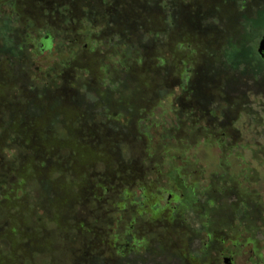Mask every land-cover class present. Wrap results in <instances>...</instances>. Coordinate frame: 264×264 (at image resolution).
<instances>
[{"label":"trees","instance_id":"16d2710c","mask_svg":"<svg viewBox=\"0 0 264 264\" xmlns=\"http://www.w3.org/2000/svg\"><path fill=\"white\" fill-rule=\"evenodd\" d=\"M206 3L213 14L184 0H0V156L10 154L0 166V179L10 182L0 194V244H8L10 252H1L0 246V264H27L54 252L72 234L95 238L72 264H183L162 244L149 247V235L135 229V219L116 247L117 239L108 240L110 234L72 215L92 205L110 218L115 211L105 209L113 206L107 197L118 183H140L136 195L143 192L145 202L156 198L147 210L143 205L137 210L138 215L150 211L161 216L154 226L170 222L173 228L174 214L185 221L194 211L200 187H187L180 170L164 171L172 168L167 163L175 157L156 166L159 177L173 179L184 190L174 213L166 211L170 203L161 207L163 196L147 190L142 182L149 176L146 166L129 159V153L138 141L149 150L155 140L144 125L150 106H160L175 88L184 91L177 100L181 113L196 109L214 127L231 129L233 138L247 117L233 119L227 111L218 113L216 105L230 108L235 97L244 95V82L262 83L264 60L258 47L264 38V0ZM210 20L214 27H204ZM165 43L170 50L196 45L190 53L194 60L187 61L194 66L187 71L170 68L158 49ZM46 56L54 62L42 68L38 60ZM106 56L111 65L104 63ZM187 62L180 57L174 65ZM27 63L35 65L33 80L45 74L54 84L21 87ZM10 91L17 100L9 98ZM97 117L104 121L98 123ZM176 132L159 140L177 141L182 133ZM169 144L165 151H173ZM100 167L104 170L98 173ZM170 193V202L178 200L177 193ZM40 211L54 232L44 225L27 231L29 219Z\"/></svg>","mask_w":264,"mask_h":264},{"label":"rangeland","instance_id":"374dc122","mask_svg":"<svg viewBox=\"0 0 264 264\" xmlns=\"http://www.w3.org/2000/svg\"><path fill=\"white\" fill-rule=\"evenodd\" d=\"M237 1L242 3L243 0ZM185 2L195 5L198 3L197 7L200 5L201 10L213 14L212 9L204 8L207 4L206 0H184ZM214 25L213 20H210L204 27H214ZM158 49L172 69L179 71L186 69L187 71L194 66L191 61L189 63L187 61L194 60V57H190V53L191 50L196 49V45L184 50H170L165 43L159 44ZM179 56L187 62L184 67L174 65L175 60L180 58ZM197 58L196 56L195 60ZM38 61L42 68H47L54 62L53 58L48 56ZM104 63L111 65L107 56L104 58ZM34 66L33 63H27L25 70L21 71V87L32 85L44 88L48 83L54 84V79L45 74H40L38 79L36 77V80H33ZM261 79L262 83L244 82V95L236 97L231 102L229 110L227 104L222 106L218 103L219 105H216L220 110L218 113L227 111L234 118L246 114L247 117H243L238 126V134L235 138H233L231 129L222 128L219 124L214 127L207 116H203L196 109L181 113L177 100L184 91L180 88L172 91L173 96H171L172 92H168L170 94L168 97H162L160 106L157 105L156 108L150 106L144 125L150 127L155 140L149 150H146L145 142L132 143L129 159L146 166L149 176L142 181L145 187L154 195L163 196L161 207L164 208L170 203L166 211L175 213L177 209H180L184 190L178 189L173 179L161 178L156 172V166L159 163L163 166L168 156L175 157L172 163H167H170L172 168L164 170L165 173L167 174L170 170H180L179 172L185 175L184 184L187 187L193 188L197 185L200 187L197 205L194 211L185 215V221L180 220L179 214H174L176 221L174 220L173 228L169 227L170 222L154 226L160 222L161 216L155 218L150 211L138 215L137 210L142 208L141 205L147 210L149 208L147 205L156 201V198H150L148 193L146 194L149 197L147 202H145V196L141 197L143 192L135 194L141 185L139 181H136L138 184L132 187L125 183L123 186L122 183H118L113 187L115 189L107 199L112 201L113 206L119 204L120 206L125 205V208L118 210L113 206H107L105 209L115 211L109 215L110 218L103 217L102 213L92 205L76 209L72 216L78 218L79 221L92 224L101 234H110L107 238L112 242L117 239L116 247L122 245L119 240L122 239L120 237L124 229L135 219V229H140L143 234L147 232L149 235V247L156 249L159 244H162L169 254L181 258L183 264H224L222 259L224 254L225 256L232 254L234 264H264V197L261 196L264 189V73ZM9 98L17 100L18 96L15 91H10ZM97 121L100 123L104 120L102 117H97ZM177 130L182 133L177 141L171 139L162 142L159 140L161 135L170 137L177 135ZM167 144L173 151H165ZM148 156L152 158L151 161L146 162ZM9 158L10 154L6 157L0 156V166ZM221 164L225 165L227 175L224 174L225 170L220 172ZM97 170L101 173L104 168L100 167ZM3 180L0 179V194L10 183ZM160 190L163 191L162 194ZM126 191L130 194L125 193ZM171 191L177 193L178 200L170 202L174 199ZM32 204L35 206L34 203ZM206 204L211 205L209 213L204 211ZM45 217L44 211L32 216L26 227L27 231H38L43 225L48 227ZM124 218H126L125 221ZM183 223H186L187 228H181ZM203 225L206 227L203 228ZM151 227L154 228L151 229ZM48 228L54 232V226ZM209 230L212 235L211 239L217 236L211 242L213 247L210 248L211 250L206 248L209 242ZM94 240V235L93 237H81L72 234L67 241L59 243L54 252L49 251L30 258L27 264H52L55 258L57 264H72L73 259L83 252L86 244L91 242V245ZM0 246L1 252L9 254L8 244L2 243ZM103 250L104 255L109 256V250L106 247Z\"/></svg>","mask_w":264,"mask_h":264},{"label":"flooded vegetation","instance_id":"af4514ba","mask_svg":"<svg viewBox=\"0 0 264 264\" xmlns=\"http://www.w3.org/2000/svg\"><path fill=\"white\" fill-rule=\"evenodd\" d=\"M264 60V59H263ZM235 99H236V97H235ZM234 100V99H233ZM230 108H228V110H229ZM233 119H236V118H233ZM210 206L211 205H209V204H206L205 206H204V211L205 212H208L209 213V211H210ZM206 215H207V213H205ZM206 227V225H203V228H205ZM211 234H210V230L208 231V238H209V242H208V244L206 245V248H207V250H211L210 248L212 247V245H211V242L213 241V239L215 238L216 239V237L217 236H215L213 239H211ZM213 248V247H212ZM223 262H224V264H234L233 263V255L232 254H229V255H227V256H225V254L223 255Z\"/></svg>","mask_w":264,"mask_h":264},{"label":"water","instance_id":"95a60500","mask_svg":"<svg viewBox=\"0 0 264 264\" xmlns=\"http://www.w3.org/2000/svg\"><path fill=\"white\" fill-rule=\"evenodd\" d=\"M258 52L261 55V57L264 59V38L260 42Z\"/></svg>","mask_w":264,"mask_h":264}]
</instances>
